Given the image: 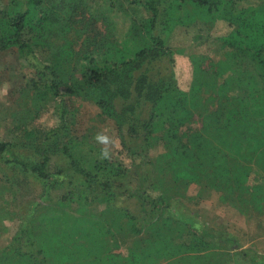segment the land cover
I'll list each match as a JSON object with an SVG mask.
<instances>
[{
	"label": "trees",
	"instance_id": "1",
	"mask_svg": "<svg viewBox=\"0 0 264 264\" xmlns=\"http://www.w3.org/2000/svg\"><path fill=\"white\" fill-rule=\"evenodd\" d=\"M53 1L10 0L0 8V53L16 52L33 68L28 81L35 116L61 99L63 88L68 96L94 102L102 117L115 122L130 164L106 158L91 145L84 149L71 134L63 99L54 128L11 121L15 138L0 136V168H20L45 182L44 189L65 186L66 193L48 197V208L41 207L39 219H28L2 256L15 258L14 264H228L230 253L210 251L223 234L182 219L173 202L195 183L219 192L222 202L245 216L264 213V184H249L253 172L264 174V6L124 0L117 8L111 0L99 13L89 9L92 27L86 31L73 19L84 0ZM120 19L130 23L131 37L123 41L115 27ZM220 19L237 27L223 40L224 59L191 56L190 91L180 90L171 35L177 27ZM100 21L113 29L112 36H102ZM69 33L82 40L78 50ZM44 51L53 61L38 57ZM233 87L248 93L229 99ZM200 116L201 127L189 129ZM159 145L165 153L150 157ZM54 155L64 157L65 165L52 174ZM99 204L106 205L93 211ZM74 205L79 216L71 211ZM182 233L187 241L176 240ZM130 243L127 254L120 252ZM241 255L264 264L253 252Z\"/></svg>",
	"mask_w": 264,
	"mask_h": 264
},
{
	"label": "rangeland",
	"instance_id": "2",
	"mask_svg": "<svg viewBox=\"0 0 264 264\" xmlns=\"http://www.w3.org/2000/svg\"><path fill=\"white\" fill-rule=\"evenodd\" d=\"M84 1L85 4L81 5L77 12H74L73 19L78 21L79 29L90 31L92 17H90L89 9L99 13L101 7L107 8L111 0ZM123 1L115 0V6L117 8L124 7ZM46 2L48 5L50 4L49 6L54 5L53 0H46ZM9 3L10 0H0V8H6ZM263 6L264 0H242L241 2L243 8L252 9ZM132 15L136 16L137 14L132 13ZM127 22L120 19L118 26H115L118 27L116 32L122 41L131 37L128 32L129 29H126L130 25ZM96 27L102 36H112L113 29L107 27L102 21ZM236 30L235 25L223 19L215 22L210 21L208 24L198 22L191 27L176 28L170 37L169 46L175 53L174 77L180 90L190 91L193 80V67L190 57L205 55L215 62L224 59L223 40L232 36ZM72 34L75 33H69L68 37L73 39L71 41L75 44L74 48L78 50L81 47L82 40H75L77 35ZM64 40L61 41V45L67 44V41ZM38 55L43 62L53 61L48 51ZM34 76L33 68L21 59L16 52L0 53V136L3 141H12L15 138L10 133L14 129L11 121H31V125L41 131L57 126L60 121L58 107L60 100L63 99L68 111L66 121L71 127V134L82 143L84 149L87 150L88 145H91L102 151V155L106 158L120 159L127 165L130 164V159L122 150L115 122L102 117L101 110L94 102L76 96H68L66 95V89L63 88V97L51 100L44 107V111L39 116H35L33 104L31 103L33 93L31 90L29 91L30 82L28 81ZM28 92L30 95H26ZM247 93L248 91L245 88L233 87L228 96L229 99H235L245 97ZM201 121H203L201 116L196 117L189 129H199L202 125ZM163 153H165V148L163 145H159L151 150L149 155L153 158ZM64 165V157L54 155L49 169L54 174L59 167ZM51 181L53 182V180ZM43 183L45 182L38 181L34 176L24 174L20 168H0V264L15 263V258L9 256L6 259L2 256L4 255L2 252L6 248L4 253L7 252L9 246L14 243L15 236L22 228L28 227V219L40 218L39 214L48 208V206H45L47 205L45 200L51 197L55 200L66 193L65 186L48 185L44 189ZM73 183H76V181L74 180ZM249 184L251 186L264 184V174L253 172L250 175ZM105 205H94L92 210L101 211ZM173 205L176 206L175 210L181 214L182 219H192L196 222L198 229L202 226L212 228L223 234L218 247L215 245L216 247L210 251L213 253H230L231 259L228 264H251L241 255L244 251L253 252L258 256V259L264 257V213L245 216L237 208L222 202L219 192L215 190L208 191L204 186L195 183L188 186L186 191L178 194L174 198ZM42 206H44V210L41 208ZM71 211L76 216L81 213L77 212V206L75 205ZM36 231L38 229L33 228V232ZM186 237L187 234L184 238V233H182L176 240L182 242L185 239L187 241ZM131 246L132 243L128 246L122 244L120 252L127 254L128 248ZM212 256L214 258H208L210 263L215 261L216 258L215 255Z\"/></svg>",
	"mask_w": 264,
	"mask_h": 264
},
{
	"label": "clouds",
	"instance_id": "3",
	"mask_svg": "<svg viewBox=\"0 0 264 264\" xmlns=\"http://www.w3.org/2000/svg\"><path fill=\"white\" fill-rule=\"evenodd\" d=\"M102 139V138H101Z\"/></svg>",
	"mask_w": 264,
	"mask_h": 264
}]
</instances>
